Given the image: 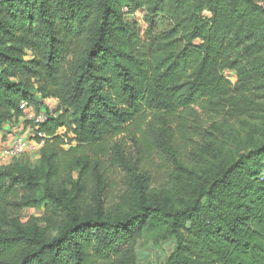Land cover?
I'll list each match as a JSON object with an SVG mask.
<instances>
[{"label": "trees", "instance_id": "obj_1", "mask_svg": "<svg viewBox=\"0 0 264 264\" xmlns=\"http://www.w3.org/2000/svg\"><path fill=\"white\" fill-rule=\"evenodd\" d=\"M23 101L47 119L0 163V264H264V0H0V131Z\"/></svg>", "mask_w": 264, "mask_h": 264}, {"label": "rangeland", "instance_id": "obj_2", "mask_svg": "<svg viewBox=\"0 0 264 264\" xmlns=\"http://www.w3.org/2000/svg\"><path fill=\"white\" fill-rule=\"evenodd\" d=\"M122 10L125 13L126 19L134 25L135 29L138 30V32L140 33V36L142 37L144 43L146 45H149L152 41L151 37L149 36L150 21H148L149 18L147 19L146 15H145V11L143 9H140L134 13H130V12H128L129 9L126 7V5H124L122 7ZM168 24H169V22L167 19L162 18V17H156L155 18V26L153 29V34H157V33L161 32ZM226 76L232 82H236L238 79L237 73L235 71H227ZM54 103H56V102L54 101ZM27 111H30L29 117L37 114L34 111V109L33 110L29 109ZM25 119L28 122V125H25L23 122L20 124L21 126L19 124H16V122L14 124H6L5 125L6 128H5L4 132H6L7 135L0 137V143H1L0 145H2V143L4 141L9 142L10 139H12V141H15V138L17 136L19 137L20 135H23L24 137H26L25 139H26V143L28 145L27 146L28 148L23 153H21L19 156L22 157L25 161H28L32 164H35L40 157L41 146L39 147L38 145L37 146L35 145L32 147V144L34 145V142L37 143V140L35 138L36 134L31 131V129L33 130L35 128L34 127L31 128L30 126H35V123L30 119L27 120L28 118H25V117L22 120L25 121ZM207 124H210V122L208 121ZM14 131H16V133ZM64 131H65V129L62 130V132H64ZM121 140H123L120 142L123 144V147L125 149L124 153L126 155V158H128L129 160L132 161V155H134V152H135V148H134L132 142H130V140H128L127 138H124V137ZM6 144H8V143H6ZM11 145L12 144H10L9 146H11ZM189 145H190V147L192 146V144H189ZM1 148H2V146H0V163L1 164H7L11 161V159L2 157ZM229 148H232V147H229ZM190 149H192V148H190ZM155 160H156L155 166L153 168L154 180L152 183H150V188H151L152 192H155L154 194H157V192H159V193H161V195H163V192L172 191L171 186L166 187L168 189H164V190H163V186H162V184L164 183L165 169H166L167 163L165 161L164 162L161 161V159H158V157H156ZM127 177H128V175H126L120 169H115L111 172V178L113 180V186L107 192L109 203H111L117 199V196L120 194V192L124 188L125 179ZM42 211H43L42 209L41 210L32 209V208L25 209L24 212L22 213L23 218L26 219L29 216H35V215L39 216V215H41ZM137 251L139 253H149L150 254V261L153 264H164L166 262L167 257L169 256V254L173 251V244H171L170 242H162L158 245L153 246L150 244H145L142 241H139L137 243Z\"/></svg>", "mask_w": 264, "mask_h": 264}, {"label": "built area", "instance_id": "obj_3", "mask_svg": "<svg viewBox=\"0 0 264 264\" xmlns=\"http://www.w3.org/2000/svg\"><path fill=\"white\" fill-rule=\"evenodd\" d=\"M22 106L25 109V113L27 114L28 120L29 119L32 120L35 123V125L42 123L47 119L45 114H36V115H32L29 117L30 111H27V110L29 109L33 110L34 109L33 105L29 104L26 101H23ZM31 131L34 132L35 130L31 129ZM25 138L26 137H24L23 135H20L19 137L17 136L11 146H2L1 148L2 157L12 160L14 157H18L21 153H23L28 148ZM35 145L36 146L38 145L40 147L42 144L38 142L37 143L34 142V145L32 144V147Z\"/></svg>", "mask_w": 264, "mask_h": 264}, {"label": "crops", "instance_id": "obj_4", "mask_svg": "<svg viewBox=\"0 0 264 264\" xmlns=\"http://www.w3.org/2000/svg\"><path fill=\"white\" fill-rule=\"evenodd\" d=\"M50 101H52V100H50ZM20 126H21V125H20ZM5 128H6V127H4V130H5ZM4 130H3V131H0V137H1V136H5V135H7V133L4 132ZM14 132L16 133V131H14ZM15 136H16V135H15ZM1 142H2V141H1ZM12 142H13L12 139H10L9 142H5V141H4V142L2 143V145H0V146H4V145H8V146H9L10 144H12ZM6 143H8V144H6ZM0 144H1V143H0Z\"/></svg>", "mask_w": 264, "mask_h": 264}, {"label": "clouds", "instance_id": "obj_5", "mask_svg": "<svg viewBox=\"0 0 264 264\" xmlns=\"http://www.w3.org/2000/svg\"><path fill=\"white\" fill-rule=\"evenodd\" d=\"M5 146H8V145H5Z\"/></svg>", "mask_w": 264, "mask_h": 264}]
</instances>
